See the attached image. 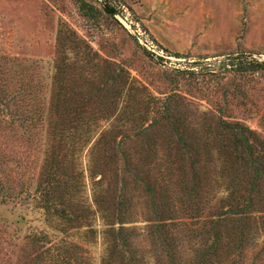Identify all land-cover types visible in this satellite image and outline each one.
Instances as JSON below:
<instances>
[{
    "label": "rangeland",
    "instance_id": "rangeland-1",
    "mask_svg": "<svg viewBox=\"0 0 264 264\" xmlns=\"http://www.w3.org/2000/svg\"><path fill=\"white\" fill-rule=\"evenodd\" d=\"M0 264H264V0H0Z\"/></svg>",
    "mask_w": 264,
    "mask_h": 264
},
{
    "label": "built area",
    "instance_id": "built-area-1",
    "mask_svg": "<svg viewBox=\"0 0 264 264\" xmlns=\"http://www.w3.org/2000/svg\"><path fill=\"white\" fill-rule=\"evenodd\" d=\"M118 20L122 23V25L131 32L136 40L142 44L148 50L153 56L155 57H161L164 62L166 60H170L171 57L164 52L162 48H159L156 43L149 37V35L140 28L137 22H133L132 20H128L127 17H124V19L120 16H116ZM179 61V60H178Z\"/></svg>",
    "mask_w": 264,
    "mask_h": 264
},
{
    "label": "trees",
    "instance_id": "trees-1",
    "mask_svg": "<svg viewBox=\"0 0 264 264\" xmlns=\"http://www.w3.org/2000/svg\"><path fill=\"white\" fill-rule=\"evenodd\" d=\"M82 8H83V5H82ZM104 8H106V12L107 13H109L110 15H113L114 13H115V10L113 9V8H111V7H109L108 5H106ZM127 91H128V89H127ZM127 91H126V93H127ZM126 98H127V96H125L124 98H123V100H122V103L123 102H125L126 101ZM103 128V129H102ZM111 128V126L109 125L108 127H101V129H102V131H108L109 129ZM97 130V128L95 127V129H88L87 130V132H95ZM85 134V133H84ZM96 136V135H95ZM95 137H93V139H94ZM100 139V136L99 137H97L94 141H97V140H99ZM89 160V159H88ZM101 220H102V231H103V234H104V231H106L107 230V228H108V226H109V224L106 222V219H105V217H104V215L102 214L101 215ZM126 222L125 221H123V222H117L116 224H118L117 226L119 227V228H121V229H123V227H124V225L123 224H125Z\"/></svg>",
    "mask_w": 264,
    "mask_h": 264
}]
</instances>
